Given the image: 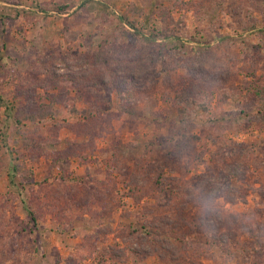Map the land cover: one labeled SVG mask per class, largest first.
Masks as SVG:
<instances>
[{
    "label": "rangeland",
    "instance_id": "374dc122",
    "mask_svg": "<svg viewBox=\"0 0 264 264\" xmlns=\"http://www.w3.org/2000/svg\"><path fill=\"white\" fill-rule=\"evenodd\" d=\"M0 264H264V0H0Z\"/></svg>",
    "mask_w": 264,
    "mask_h": 264
},
{
    "label": "trees",
    "instance_id": "16d2710c",
    "mask_svg": "<svg viewBox=\"0 0 264 264\" xmlns=\"http://www.w3.org/2000/svg\"><path fill=\"white\" fill-rule=\"evenodd\" d=\"M1 102H2V99L0 98Z\"/></svg>",
    "mask_w": 264,
    "mask_h": 264
}]
</instances>
